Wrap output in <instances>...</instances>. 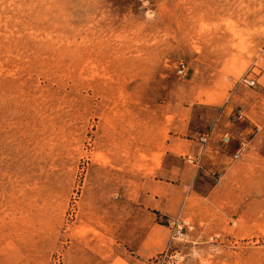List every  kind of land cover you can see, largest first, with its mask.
Segmentation results:
<instances>
[{
	"label": "rangeland",
	"instance_id": "1",
	"mask_svg": "<svg viewBox=\"0 0 264 264\" xmlns=\"http://www.w3.org/2000/svg\"><path fill=\"white\" fill-rule=\"evenodd\" d=\"M262 71L264 0H0V264H264Z\"/></svg>",
	"mask_w": 264,
	"mask_h": 264
},
{
	"label": "crops",
	"instance_id": "2",
	"mask_svg": "<svg viewBox=\"0 0 264 264\" xmlns=\"http://www.w3.org/2000/svg\"><path fill=\"white\" fill-rule=\"evenodd\" d=\"M262 73L264 74V71H262ZM262 91H264V86H259L258 93H261ZM252 103H250L251 105L249 104L248 106H242V108L238 109L239 112H241L238 115V118L244 120L245 124L247 125L243 131L254 127L253 122L255 123V121L262 123V126L264 127V101L262 102L260 99H258L257 101H252ZM243 112L245 113V116L242 115ZM257 135L258 132L249 141L254 140ZM219 139L220 142L234 149L232 153L233 157L235 153H238L236 157L238 158L244 150L245 142L237 133L233 134L229 130H226L220 135Z\"/></svg>",
	"mask_w": 264,
	"mask_h": 264
},
{
	"label": "built area",
	"instance_id": "3",
	"mask_svg": "<svg viewBox=\"0 0 264 264\" xmlns=\"http://www.w3.org/2000/svg\"><path fill=\"white\" fill-rule=\"evenodd\" d=\"M183 71V66H182V69H179V72H182ZM242 82H244L246 85L248 86H254L256 84V80L253 79V78H248V77H243L242 78ZM237 154L238 153H235L234 154V157L236 158L237 157Z\"/></svg>",
	"mask_w": 264,
	"mask_h": 264
}]
</instances>
